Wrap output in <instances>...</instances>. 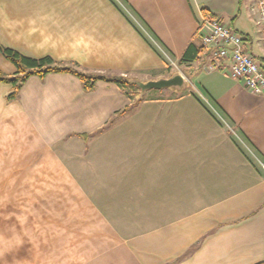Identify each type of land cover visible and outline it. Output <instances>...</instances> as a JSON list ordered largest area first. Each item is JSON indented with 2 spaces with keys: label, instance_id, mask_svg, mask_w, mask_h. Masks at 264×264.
<instances>
[{
  "label": "crops",
  "instance_id": "obj_1",
  "mask_svg": "<svg viewBox=\"0 0 264 264\" xmlns=\"http://www.w3.org/2000/svg\"><path fill=\"white\" fill-rule=\"evenodd\" d=\"M260 1L0 0V48L83 73L185 79L141 98L69 73L33 75L14 98L0 83V201L52 202L67 218L19 264H264V94L203 45L181 61L201 45L205 10L264 68ZM0 72L16 73L1 51Z\"/></svg>",
  "mask_w": 264,
  "mask_h": 264
},
{
  "label": "built area",
  "instance_id": "obj_2",
  "mask_svg": "<svg viewBox=\"0 0 264 264\" xmlns=\"http://www.w3.org/2000/svg\"><path fill=\"white\" fill-rule=\"evenodd\" d=\"M252 9H255L259 16L264 43V0ZM200 42L210 50L213 59L228 61L227 72L231 79L241 80L246 90L251 93L264 94V68L244 49L243 38L237 31L222 24L218 18L204 17ZM170 65L176 68L174 63L171 62ZM242 145L248 149L245 144Z\"/></svg>",
  "mask_w": 264,
  "mask_h": 264
},
{
  "label": "rangeland",
  "instance_id": "obj_3",
  "mask_svg": "<svg viewBox=\"0 0 264 264\" xmlns=\"http://www.w3.org/2000/svg\"><path fill=\"white\" fill-rule=\"evenodd\" d=\"M160 91L162 90L147 91L145 96L158 94ZM38 205L39 202L36 201H0V264H5L3 258L6 257L12 264H19V258H25L26 252L29 251L25 245L29 247L28 242L35 241L36 235H47L40 232L43 227L51 228L54 223L62 224L63 219H67L52 217L55 211L52 202H44L43 208ZM22 243L24 245H21Z\"/></svg>",
  "mask_w": 264,
  "mask_h": 264
},
{
  "label": "trees",
  "instance_id": "obj_4",
  "mask_svg": "<svg viewBox=\"0 0 264 264\" xmlns=\"http://www.w3.org/2000/svg\"><path fill=\"white\" fill-rule=\"evenodd\" d=\"M203 15L207 18H213V16L209 15L205 10H203ZM203 49L204 47L200 44L195 42L189 43L185 48L181 61L188 62L195 60L200 55V53H203ZM0 51L5 59L11 62L16 68V73L13 76H5L0 72V83H9L13 88V92L8 96L9 98L15 97L21 85L29 77L36 75L42 78L48 73L73 74L81 80L85 90H91L94 83L99 80L113 82L121 89L133 86L127 82V78L122 76L83 73L74 67L56 64L51 59L46 58L42 60H32L5 48H0Z\"/></svg>",
  "mask_w": 264,
  "mask_h": 264
},
{
  "label": "water",
  "instance_id": "obj_5",
  "mask_svg": "<svg viewBox=\"0 0 264 264\" xmlns=\"http://www.w3.org/2000/svg\"><path fill=\"white\" fill-rule=\"evenodd\" d=\"M127 82L138 89L139 98H141L143 93L148 90H163L171 88L180 91L185 85L184 77L178 72L157 80L140 81L137 79H128Z\"/></svg>",
  "mask_w": 264,
  "mask_h": 264
}]
</instances>
